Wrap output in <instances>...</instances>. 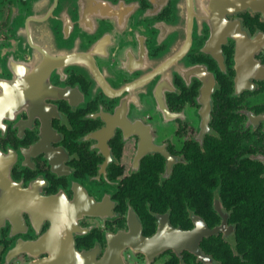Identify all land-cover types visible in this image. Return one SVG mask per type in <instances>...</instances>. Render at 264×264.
Instances as JSON below:
<instances>
[{
    "label": "flooded vegetation",
    "instance_id": "1",
    "mask_svg": "<svg viewBox=\"0 0 264 264\" xmlns=\"http://www.w3.org/2000/svg\"><path fill=\"white\" fill-rule=\"evenodd\" d=\"M260 164L264 0H0V264H220Z\"/></svg>",
    "mask_w": 264,
    "mask_h": 264
},
{
    "label": "trees",
    "instance_id": "2",
    "mask_svg": "<svg viewBox=\"0 0 264 264\" xmlns=\"http://www.w3.org/2000/svg\"><path fill=\"white\" fill-rule=\"evenodd\" d=\"M259 167L261 171L264 168L262 164ZM211 172L214 173L210 175L214 177L212 185L219 187L220 197L230 213L229 221L235 224V229L231 235L232 245L217 238L210 251L220 264H264V176L256 177L259 170L254 166L252 170L249 165L247 169L231 171L221 177L217 169ZM202 183L198 181V196L206 188ZM208 194V201L204 202H208L211 211L212 191ZM177 213L180 212L173 211L174 215ZM211 214L212 220H218L216 211Z\"/></svg>",
    "mask_w": 264,
    "mask_h": 264
},
{
    "label": "water",
    "instance_id": "3",
    "mask_svg": "<svg viewBox=\"0 0 264 264\" xmlns=\"http://www.w3.org/2000/svg\"><path fill=\"white\" fill-rule=\"evenodd\" d=\"M222 214H224V215H226L227 216V212H221ZM202 222V221H201ZM202 223H204V222H202ZM225 228L226 227V223H225V218H224V221L220 224V225H217V226H215L214 228H211L210 230H209V233H214V232H217V231H219L220 229H222V228ZM193 232V235H195L196 234V232L197 231H195V230H193V231H189L186 235H188V236H192V233ZM177 234L178 235H184V234H179L178 232H177ZM192 238V237H191ZM188 246H192V248H193V250H195L196 252H197V250H196V244H193V245H188Z\"/></svg>",
    "mask_w": 264,
    "mask_h": 264
},
{
    "label": "rangeland",
    "instance_id": "4",
    "mask_svg": "<svg viewBox=\"0 0 264 264\" xmlns=\"http://www.w3.org/2000/svg\"><path fill=\"white\" fill-rule=\"evenodd\" d=\"M166 127H164L163 129H165Z\"/></svg>",
    "mask_w": 264,
    "mask_h": 264
}]
</instances>
